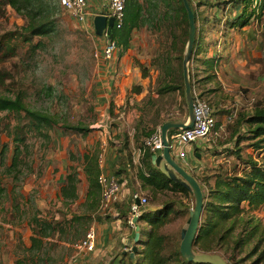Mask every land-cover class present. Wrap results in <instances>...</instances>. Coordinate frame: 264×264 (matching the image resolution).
Returning a JSON list of instances; mask_svg holds the SVG:
<instances>
[{
  "label": "rangeland",
  "instance_id": "374dc122",
  "mask_svg": "<svg viewBox=\"0 0 264 264\" xmlns=\"http://www.w3.org/2000/svg\"><path fill=\"white\" fill-rule=\"evenodd\" d=\"M192 1L195 6L197 0ZM140 2L146 8L147 2ZM216 2L219 3L212 8L216 11L208 14L213 21L208 23L204 17L200 24L203 51L197 56L192 52L189 62L193 91L202 94V98L210 102L216 117H219L216 125L218 134L212 141H207L211 147L228 143L231 124L239 114L250 113L255 107L264 106V8L258 20L254 18L244 27L230 28L218 18L233 17L240 13V8H222L223 0ZM198 10L204 13L206 7L200 6ZM22 23L23 19L7 6L5 16L0 15V34ZM93 32L86 31L82 24L62 9L57 31L42 37L43 46L40 44L33 52L23 47L20 54L0 62V94L14 97L21 93L25 105L63 114L67 122L81 123L90 128L86 135H81L57 125L49 130L48 139L28 133L19 171H7L12 162L13 128L18 117L0 112V188L4 191L0 195V264H15L17 258L28 255L26 248L31 235V204V207L40 211L41 216L56 220L70 218L72 214L97 213V209L91 211L84 204L87 181L80 158L85 150L98 154L102 144L105 149L126 146L132 150L139 144L133 139L136 134L139 142H142L147 137L143 136L142 131L158 128L162 121L187 115L182 90L158 91L165 77L152 60L156 57L160 41L168 45L170 40L167 41L164 35L159 39L160 35L152 27L140 26L133 30L130 47L121 55L120 63L109 64L112 67L105 71L102 62L94 55L95 51H100L101 44L94 29ZM180 46L179 43L172 50L177 83L180 82L182 70L178 58ZM211 55L217 63L212 70H205L199 58ZM144 68L146 75L142 76ZM210 71L214 75L205 79L208 73L211 74ZM123 77L129 78L124 85L121 84V79L123 83L126 79L123 80ZM47 85L57 95L62 94V98L46 97L42 88ZM135 86H141L139 92L134 91ZM228 114H232L230 119L227 118ZM172 142L170 152L180 165H184V158L181 159L175 150H183L186 158H190L192 148L198 143L177 145L175 141ZM207 152L203 162L210 169L216 160L221 162V157L214 156L213 159L209 149ZM70 166L75 167L82 177L78 183V198L64 204L60 198V186ZM185 168L191 174L200 176L204 171L210 172L198 165L193 169ZM136 189L139 194L147 197L146 207L163 206L165 202L173 201L177 212L172 211L159 230L167 235L166 250L176 247L181 240L182 225L193 206V195L170 191L141 193ZM258 213L261 215H255L264 224V210ZM72 232L70 230L66 235L55 234L53 238L47 239L48 254L55 264L69 263L78 248L77 242L85 235L76 238ZM141 239L144 240L145 235H141ZM216 254L225 259L221 253ZM231 263L229 261L227 264Z\"/></svg>",
  "mask_w": 264,
  "mask_h": 264
},
{
  "label": "trees",
  "instance_id": "16d2710c",
  "mask_svg": "<svg viewBox=\"0 0 264 264\" xmlns=\"http://www.w3.org/2000/svg\"><path fill=\"white\" fill-rule=\"evenodd\" d=\"M145 1L147 2L146 8L140 0H126L122 25L116 27L114 24L111 38L120 46L119 56H121L130 47L133 30L140 26L146 25L154 28V31L160 35L159 39L164 35L170 43L165 45L163 41H160L156 57L152 60V63L165 77L158 91L163 93L180 89L184 94L182 70L180 82H175L176 69L173 66L172 50L179 43L181 44V53L178 58L179 62H182L188 34L186 9L182 0ZM188 1L195 19L193 53L197 56L203 51L200 24L204 18L198 7L207 5V2L199 0L194 6L192 0ZM218 3L214 2L212 6ZM221 4L240 8V13L233 17L218 18L230 28L244 27L254 18L258 20L264 8V0H223ZM7 6L23 19V23L0 34V62L10 56L20 54L23 47L33 52L40 44L43 46L42 37L52 35L57 31L58 18L63 9L58 0H0V15L5 16ZM204 20L213 21L207 17ZM35 37L39 38L34 40ZM199 61L205 65V70H212L214 64L217 63L213 55L199 58ZM145 75L144 68L142 76ZM212 75H214L212 72L208 73L205 79H210ZM192 76L190 70V81L193 88ZM140 87L135 86L134 91L139 92ZM42 93L46 97L62 98V94L57 95L49 85L42 88ZM201 95L199 93L202 98ZM0 112L18 117V122L13 128L12 162L7 171H19L22 161L21 154L23 148L27 147L25 138L28 133L48 139L49 130L57 125L64 130L81 135H86L90 129L81 123L67 122L63 114L59 115L49 110H38L25 105L21 93H17L14 97L0 94ZM212 114L216 116L214 110ZM228 116L232 117V114ZM216 125L217 121L215 128ZM231 125L228 144L211 147L209 142L204 146L205 151L209 149L214 155L224 154L226 160L218 163L214 168H206L210 172L205 173L204 171L202 176L192 174L199 181L203 191V210L193 248L196 251L221 253L230 263L234 260L238 264H261L264 261V224L253 211L264 205V155H261L264 150V106L255 107L250 113L239 114ZM156 130V128H151L142 133L143 136L149 137ZM175 131V129L169 130L168 135ZM147 137L139 142L138 135L136 134L135 138L133 136L136 144L139 143L136 147L144 149L137 170V177L142 186L149 187L153 194L161 191L189 194L187 188L169 180L152 163L154 153L144 145ZM194 150L198 148L195 147ZM117 151L123 162L116 171L120 173L132 166L133 154L126 146L118 148ZM80 159L87 181L84 204L89 210L95 211L100 199V187L97 183L100 171L97 166V154L91 150H85ZM79 181L76 168L70 166L60 186V198L64 204L78 198ZM3 192L0 188V195ZM172 202L168 201L163 206L143 210L138 216L137 221L142 224L139 225L140 238L134 254V264H209L186 260L179 251V243L176 247L166 250L167 235L159 228L172 211L177 212ZM31 205L32 213L29 216L31 235L26 248L28 255L17 258L15 264H55L48 254L47 239L53 238L55 234L66 235L70 233V230L76 238L81 237L89 225L91 215L72 214L70 218L56 220L41 216L40 211ZM141 235H145L144 240L141 239ZM245 261L248 262L245 263Z\"/></svg>",
  "mask_w": 264,
  "mask_h": 264
},
{
  "label": "crops",
  "instance_id": "0c3cea01",
  "mask_svg": "<svg viewBox=\"0 0 264 264\" xmlns=\"http://www.w3.org/2000/svg\"><path fill=\"white\" fill-rule=\"evenodd\" d=\"M106 1L107 0H87L88 9L92 13L93 12L94 13L103 12L102 10L105 9ZM198 1L199 0H197V2ZM205 1L207 2V5L204 4L201 6H203L204 8L206 7V10L204 13L202 12L201 16L207 17L208 19H212V16L208 14H210V12L216 11V9L212 10V8L214 7L212 5L214 4V2H216V0H205ZM228 6H231V5L227 4L222 8H227ZM94 16L92 14L90 15L92 26H93L92 19ZM207 22L210 23L211 21L207 20ZM98 38L101 44L102 37L98 36ZM101 46L102 44L100 45V47ZM120 60H121V56H119L118 54V60L114 63V65L119 64ZM101 65H102V69L105 71H108L109 67H112L104 63H102ZM125 78L126 77H123V80ZM128 79L129 78L127 77L124 83L121 79V84L122 85L126 84ZM185 118H186V115H182L178 119L184 121ZM215 119L217 121L219 117L215 116ZM221 120H223V118H221ZM163 122L164 121L158 124V128L161 126ZM217 125H218V121H217ZM215 132L216 134H218L217 129H215ZM212 136H210L211 141L216 138V136H213V137ZM210 139L209 140L205 139V143H203L204 140L200 142L197 141L198 143L197 144L195 143L196 146L195 145L194 146L197 147L198 150H194L195 147H193L191 157L190 158L185 157L184 160L182 161L184 165H181V166L183 168L187 166L189 169H193V168H196V166L198 165L200 168L205 167L206 169L207 167L203 161H204V157L206 156V154H208V152L204 150V146L206 143H209L207 141H210ZM137 150H138V147L132 148L131 150L133 154L132 158L134 157V162H132V166H130L124 172L117 173L116 172L117 169L123 163L120 158V153L117 151V149H115V147L114 148L109 147L105 149L104 172L114 174L118 177L119 182L122 183L121 190L117 196V200L114 204L112 212L105 214V215L100 214L98 212L96 214L90 213L92 220H90L86 231L89 228H94L96 232V240H95L94 248L92 250L76 248V252L72 256V259L70 260V262L67 264H134V257L131 258L129 255V252H130L131 246L133 245L135 229H134V225H131L128 222L129 216L131 214L132 203H134L132 194L134 192H137L136 188H138L141 193L145 191L147 192L150 191L149 187L142 186L140 179L137 177V170L139 166L136 165L135 155H134V152ZM160 152L161 150L158 151L157 154ZM214 156L215 157L220 156L221 162L223 159L226 160V158L224 157V154H220V155L213 154V156H210V157L214 159ZM154 158L155 157L153 156L152 163L155 165ZM217 164H218V160L214 162V165H212L211 168H214ZM78 176L79 178L82 177L80 175ZM155 207L156 206L146 207L145 210L152 209ZM263 210H264V205L260 209L253 211V213L260 216L261 214L258 212L259 211L261 212ZM137 223L138 225L142 224V222L140 221H137Z\"/></svg>",
  "mask_w": 264,
  "mask_h": 264
},
{
  "label": "built area",
  "instance_id": "2783aa9c",
  "mask_svg": "<svg viewBox=\"0 0 264 264\" xmlns=\"http://www.w3.org/2000/svg\"><path fill=\"white\" fill-rule=\"evenodd\" d=\"M61 7L70 14V16L78 23L82 24L86 31L93 32V26L91 24L90 15L103 14L107 18H113V26L120 27L124 18V9L126 0H107L105 9L103 12L92 13L88 9L87 0H58ZM102 46L100 51H95L94 55L104 64L109 65L115 63L118 60V54L120 52V46L116 41L108 36L106 30H103ZM193 110H194V122L193 125L185 129H176L169 136V146L173 145V141L176 144H183L186 142H196L202 140H209L210 136L217 135L215 132V116L212 114L213 109L209 102L199 96V93L193 91ZM227 118H231L227 116ZM212 136V137H213ZM172 139V140H171ZM144 145L154 153V157L158 151L163 147L160 139L159 128L153 132L149 137L145 139ZM144 149L138 148L135 155L136 165L140 166V157ZM176 154L182 159L186 157V153L183 150L176 149ZM134 162V157H133ZM97 166L99 168V174L97 176V183L100 187V199L97 206V212L100 214H108L113 211L114 204L117 200V196L121 190L122 183L119 182L118 177L114 174L104 172L105 168V148L102 144L101 150L97 154ZM139 198L140 206L136 207L132 203L131 214L128 222L135 226L133 222V216H139L143 210H145L148 199L146 196L134 192L132 198ZM96 232L94 228H89L83 238L77 242L78 249L92 250L95 245Z\"/></svg>",
  "mask_w": 264,
  "mask_h": 264
},
{
  "label": "water",
  "instance_id": "95a60500",
  "mask_svg": "<svg viewBox=\"0 0 264 264\" xmlns=\"http://www.w3.org/2000/svg\"><path fill=\"white\" fill-rule=\"evenodd\" d=\"M182 2L186 9L188 19V34L181 62L187 115L184 121L179 119H168L161 124V126L159 127V133L163 147L161 149V152L155 155L154 163L169 180L184 186L193 195V206L189 210V216L187 220L182 225V230L180 234L181 240L179 243V251L182 257L192 262L211 264L213 262L216 263V261H220L221 264H227V260L221 259L220 256H218L219 254H216V252H198L194 250L193 242L199 228V222L203 210V191L199 181L190 172L186 171L185 168H183L175 160L174 156L170 152L168 135L169 130L189 128L193 125L194 122V94L190 81L189 62L193 52L196 26L194 13L190 7L189 1L182 0ZM92 22L96 35L101 36L103 34V30L105 29L106 33L111 38L113 18H107L103 14H97L93 17ZM134 205L136 207L140 206L139 198L137 196L134 198ZM137 219V215L133 216V222H135V232L133 238V245L131 246L129 252L131 258L134 257V254L137 249V243L140 238L139 225L137 223Z\"/></svg>",
  "mask_w": 264,
  "mask_h": 264
}]
</instances>
